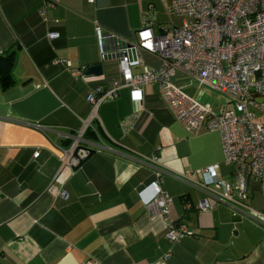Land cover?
I'll use <instances>...</instances> for the list:
<instances>
[{"label": "crops", "instance_id": "obj_1", "mask_svg": "<svg viewBox=\"0 0 264 264\" xmlns=\"http://www.w3.org/2000/svg\"><path fill=\"white\" fill-rule=\"evenodd\" d=\"M89 1L0 0V56L15 51L14 84L0 82V264H264L263 227L225 205L196 209L206 195L183 174L203 181L196 172L219 163L220 176L230 178L231 168L222 164L220 134L189 135L157 86L144 89L140 112L127 89L98 109L102 127L89 140L115 153L92 152L78 168L63 160L84 122L96 123L89 121L90 90L119 77L117 61L100 59L96 26L135 42L153 6L154 33L173 28L160 0ZM61 60L73 68L102 64L103 75L76 80ZM177 82L183 85L181 76ZM186 91L219 106L209 91ZM156 181L172 198L165 216L149 196ZM248 188V205L264 214V171ZM167 221L191 235L170 243Z\"/></svg>", "mask_w": 264, "mask_h": 264}, {"label": "built area", "instance_id": "obj_2", "mask_svg": "<svg viewBox=\"0 0 264 264\" xmlns=\"http://www.w3.org/2000/svg\"><path fill=\"white\" fill-rule=\"evenodd\" d=\"M160 1L173 27L161 35L153 30V6L148 7L144 27L136 33L135 42L96 26L100 59L117 61L119 77L107 86L90 90L89 121L96 123L91 127L88 121L84 122L83 128L72 136L71 146L64 150L63 160L70 168H78L92 152L115 153L112 148L86 138L88 130H101L98 109L114 102L119 92L127 89L140 112L144 89L157 86L166 107L189 135L198 136L203 129L220 134L222 164L231 168L230 178L220 176L219 163L196 172L204 176L203 181H193L183 174V181L191 182L206 195L196 209L208 213L225 205L234 217L264 228V214L247 203L249 180L261 179L264 171V0ZM174 18L180 23H174ZM58 37L59 34H49L50 39ZM147 55L156 61L157 67L146 62ZM61 62L74 79L88 83L93 78L86 74L87 67L73 68L67 60ZM180 76L183 85L177 82ZM190 87H195L196 92L217 94L226 104H203L186 91ZM138 116L137 113L122 122L123 129L130 128ZM39 155L37 152L34 157ZM148 160L153 162L157 158ZM148 190L151 201L165 216L172 198L158 181ZM186 208H191V204H186ZM167 223L170 243L191 235L185 226ZM87 264L99 263L89 260Z\"/></svg>", "mask_w": 264, "mask_h": 264}, {"label": "trees", "instance_id": "obj_3", "mask_svg": "<svg viewBox=\"0 0 264 264\" xmlns=\"http://www.w3.org/2000/svg\"><path fill=\"white\" fill-rule=\"evenodd\" d=\"M15 63V51L9 50L0 56V82L4 89L11 87L14 84L12 77V69ZM86 138L95 140L97 132L88 130Z\"/></svg>", "mask_w": 264, "mask_h": 264}, {"label": "rangeland", "instance_id": "obj_4", "mask_svg": "<svg viewBox=\"0 0 264 264\" xmlns=\"http://www.w3.org/2000/svg\"><path fill=\"white\" fill-rule=\"evenodd\" d=\"M149 10V8H145V11L143 12L144 14V17L146 16V13H147V11ZM177 18H175V20H176ZM178 20V19H177ZM170 28H171V26H170ZM113 61H106L105 62V64H109V63H112ZM107 65H105V69H106V71L108 70V66ZM193 88H195V87H193ZM212 94V95H211ZM209 93V94H207L206 93V96H207V98H208V100L209 101H211V102H215V103H218V105H221V104H226V101H224V99L222 98V97H219V96H217V94H214V93Z\"/></svg>", "mask_w": 264, "mask_h": 264}, {"label": "water", "instance_id": "obj_5", "mask_svg": "<svg viewBox=\"0 0 264 264\" xmlns=\"http://www.w3.org/2000/svg\"><path fill=\"white\" fill-rule=\"evenodd\" d=\"M86 74L93 77H101L103 75L102 64L90 66L86 69Z\"/></svg>", "mask_w": 264, "mask_h": 264}]
</instances>
